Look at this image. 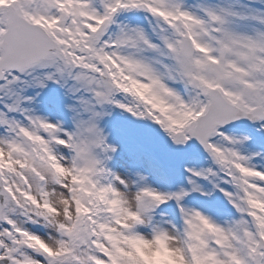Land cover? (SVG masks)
<instances>
[{
    "label": "snow or ice",
    "instance_id": "obj_1",
    "mask_svg": "<svg viewBox=\"0 0 264 264\" xmlns=\"http://www.w3.org/2000/svg\"><path fill=\"white\" fill-rule=\"evenodd\" d=\"M57 89L71 127L44 112ZM111 106L210 164L175 192L117 174ZM240 125L264 133V0H0V264H264V149ZM217 191L226 214L184 203Z\"/></svg>",
    "mask_w": 264,
    "mask_h": 264
},
{
    "label": "rangeland",
    "instance_id": "obj_2",
    "mask_svg": "<svg viewBox=\"0 0 264 264\" xmlns=\"http://www.w3.org/2000/svg\"><path fill=\"white\" fill-rule=\"evenodd\" d=\"M135 15L140 17L141 22H143V13ZM49 97L52 98L51 103L48 102ZM41 99L45 100L46 103L45 114H48L50 110L53 118L67 121L66 126L71 127L68 115L62 111L64 100L61 98L58 89L45 92ZM105 111L108 114L100 120V127L107 137V142L116 149L112 153L109 166L117 174L130 177L136 181L139 179L137 175L139 174L147 178L146 182L151 187L161 192H175L181 187L186 190L191 187L187 182L189 173L186 169H199L210 164L204 151L193 146L192 142L178 146L171 142L164 131L160 134L151 132L147 125V119H139L114 106L107 107ZM127 123L133 129L132 132L126 128ZM239 127L241 131H246L252 135L253 140L250 147L264 149V133H257L250 125ZM198 182L204 190L211 187L207 181L200 180ZM184 203L213 216H217L218 211L225 214L230 211V206L223 198L222 193L218 191L211 197L202 196L199 192H190ZM157 212L166 213L168 219L178 220L175 201L161 205Z\"/></svg>",
    "mask_w": 264,
    "mask_h": 264
},
{
    "label": "water",
    "instance_id": "obj_3",
    "mask_svg": "<svg viewBox=\"0 0 264 264\" xmlns=\"http://www.w3.org/2000/svg\"><path fill=\"white\" fill-rule=\"evenodd\" d=\"M149 127L151 130L156 131V132H160L161 128L159 127V125L155 124L154 122H152L151 120H149ZM193 142L199 146V144L193 140Z\"/></svg>",
    "mask_w": 264,
    "mask_h": 264
}]
</instances>
